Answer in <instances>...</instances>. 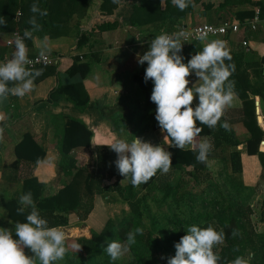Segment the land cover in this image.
Returning a JSON list of instances; mask_svg holds the SVG:
<instances>
[{
	"label": "crops",
	"instance_id": "crops-1",
	"mask_svg": "<svg viewBox=\"0 0 264 264\" xmlns=\"http://www.w3.org/2000/svg\"><path fill=\"white\" fill-rule=\"evenodd\" d=\"M125 1L121 0V3L116 4L110 14L105 16L98 14L99 11L96 12V10L91 16L89 8H86L85 17L79 21L80 26L77 27L80 32L78 30V33H70L63 30L60 36L56 37L45 33L43 26L48 20L47 16L40 17L39 14H34L42 27L40 31L33 32L31 39L25 40L28 57L40 54L42 47L46 46L45 54L57 57L58 61L53 66L35 68L42 70V74L34 80L31 93L22 98L9 95L7 100L0 103V129H3V139L0 140V202L10 199L19 200L22 194V181L25 179H35L37 184L44 186L45 193H53L56 190L53 191L59 173L56 174L58 151L61 148L64 129L69 119L78 121L77 141L80 135L83 138L84 132L91 134L89 149L93 153L96 139L98 144H109L117 138L131 142L136 137L164 149L171 146L170 140L165 139L167 133L162 132L158 122L155 121L156 105L153 103L155 107L153 113L149 112L151 106L144 109L142 96L132 80V76L139 72V57L149 50L151 41L162 33L153 24L131 25L132 8L138 3H125ZM230 7L232 17L236 12H253L259 8L258 6L251 7L250 3L235 4ZM199 9L200 6H196L192 16L185 15L178 22H183L188 26L210 24L204 21L207 18L206 12L198 13ZM260 13V22L255 31H239L223 38L208 37L204 41L197 42L196 48L184 46L180 55L184 57L183 62L187 64L193 55L203 50L205 43L213 40L227 42L230 55L236 62V70L247 76V84L251 92H245V94L248 100L253 101L256 126L262 131L261 139L264 141L262 126V119H264V7ZM92 17H99L98 22L106 23L109 27L97 32L93 28ZM250 19H245L243 22ZM83 23L86 26L83 27ZM24 31L25 29L22 30L23 33ZM6 33L9 32H0V60L7 54L12 55L15 51V48L8 50L3 46ZM80 33H84L87 40L82 47L76 48V38ZM237 36L240 38L238 39ZM243 40L246 42L245 47L241 45ZM93 41L98 42L97 47L93 48L98 53V57L96 62L88 63L89 46ZM86 62L88 68L83 81L79 72L67 73L72 63ZM226 62L230 63L228 60ZM188 79L191 81L189 87L199 83L194 73ZM229 79L234 81L232 76ZM79 84L81 85L79 93L85 100V106L81 109L72 105L68 91L65 90V88ZM51 90L55 92L49 97ZM197 104L198 98L194 99L192 107L195 108ZM241 108L242 100L236 95L233 106L225 109L220 123L226 121L230 125V130H227L226 134L230 133L231 140L237 142L235 150L240 152L247 167H254V158L245 156L243 152L248 132L242 122ZM25 133L29 134L31 141L42 150L44 156L36 164L23 163L18 168H14L16 161L14 148ZM205 137L207 136L198 137L197 143ZM232 149L233 147L224 144L215 148L206 160V166L221 167L225 158L223 154L227 155ZM82 150L81 147L75 150L78 151L75 154L77 156L76 166H82L85 161ZM258 150L264 153V143H260ZM226 172L234 176L230 173L228 166ZM0 228L11 230L13 239H18L15 235V225L6 218L1 205Z\"/></svg>",
	"mask_w": 264,
	"mask_h": 264
},
{
	"label": "clouds",
	"instance_id": "clouds-1",
	"mask_svg": "<svg viewBox=\"0 0 264 264\" xmlns=\"http://www.w3.org/2000/svg\"><path fill=\"white\" fill-rule=\"evenodd\" d=\"M120 4L121 0H113ZM172 4L184 11L190 5L195 6L193 0H172ZM31 12L40 17L48 15L47 10H41L36 3L31 6ZM28 23L30 29H25L23 37L15 39V51L11 59L0 63V103L8 99L9 95L24 97L33 91L34 80L42 74V70L30 68L33 61L28 58L26 39L33 37V32L40 31L41 25L33 15ZM0 25H6V20L0 18ZM189 33L180 30L171 35L161 34L150 43L149 50L139 57L138 63H147L144 81H152L154 87L151 102L156 105L155 119L162 132L167 133L165 139H171L172 146L181 150L192 148L197 150L198 162H206L212 149L210 140L205 137L197 143L196 138L202 132L197 122L215 129L226 108L233 106L236 98L235 82L229 77L235 72V65L226 64L232 57L227 48V42L213 40L205 43L203 50L197 52L188 61L183 62L180 55L183 42L189 38ZM206 33L197 36L204 41ZM47 47L43 46L40 56L44 57ZM198 78V86L189 87L188 79L192 74ZM11 85V86H10ZM198 104L192 107L194 99ZM220 127L230 130L225 121ZM3 129H0V140L3 139ZM117 154L116 168L121 176L131 178V184L138 187L146 184L157 171L167 174L172 167V155L161 146H153L141 138L131 142L125 139H115L106 144ZM17 215H24L26 208L30 212L24 223H15V235L9 229L0 228V264H53L62 261L68 251L66 234L58 227H49L36 207L31 191L21 194L18 201ZM187 234L175 244V256L167 258V264H218L220 257L213 251L225 240L223 230L217 231L212 226L201 228L191 225ZM143 235L142 228H135L126 234L124 243L111 241L104 249L111 261H117L128 253L136 243V236ZM239 230L233 229V238L239 236ZM71 247L77 251L81 245L73 243ZM29 249L34 255L26 256L24 249ZM238 250V249H236ZM254 253H249L250 260ZM164 259V257H161ZM231 264H248L244 257H237Z\"/></svg>",
	"mask_w": 264,
	"mask_h": 264
},
{
	"label": "trees",
	"instance_id": "trees-1",
	"mask_svg": "<svg viewBox=\"0 0 264 264\" xmlns=\"http://www.w3.org/2000/svg\"><path fill=\"white\" fill-rule=\"evenodd\" d=\"M35 1L41 10H47V22L43 26L49 36L56 37L60 36L63 32V18H68L71 16L72 11L68 8V5L64 0H32ZM98 2V14L105 16L109 15L111 10L115 8L116 3L113 0H97ZM197 2V1H196ZM193 1L194 5L196 4ZM33 3L18 4L16 0H3L0 1V18L6 20V25H0V32H10L15 28L20 32L23 37V29H30L31 25L28 23L29 19L34 15L31 12V6ZM84 3H74V7H80ZM260 4V3H259ZM19 5V6H18ZM206 5V4H205ZM204 4L198 3L195 6H200L203 9L201 13H205ZM264 3L260 4V8L263 10ZM195 6H189L184 11L179 10L175 7L170 0H164L163 5L160 4V0H139L137 6L133 7V13L130 15L131 25H142V24H153L157 25L158 30L164 31L166 25L172 22H177L185 14L193 15ZM211 6V5H206ZM18 7V9H17ZM220 6H217L219 8ZM212 8V7H210ZM258 8V17H261V11ZM16 10L20 11L19 21L16 23L12 20V16ZM225 10V9H224ZM253 16V12H239L234 13V19L238 23H242L245 19H250ZM220 22V21H219ZM78 26V25H77ZM76 26V28H77ZM109 27L106 23L99 24L96 29L97 32L106 30ZM92 33V32H90ZM93 34V33H92ZM87 37L84 33L78 34L76 38L75 47L80 48L86 43ZM98 42L93 41L91 46H89L90 53L87 56V62H96L98 53L94 51V47H97ZM196 42H191L187 47L196 48ZM92 49V50H91ZM232 57V56H231ZM72 63L68 69V74L74 72H79L82 81L84 80V75L88 68V63ZM227 64V62L225 61ZM230 63L235 65V72L232 74L234 81L237 83L235 87V92L237 97L242 100L241 115L243 116L242 122L247 129L248 136L244 141L243 152L247 157H253L254 167L244 164V160L241 158L240 152L235 150L237 145L236 141L231 140L230 133L226 134V130L222 127L219 128L220 123L215 129H210L206 125L197 122V127L202 128V132L198 137L207 136L212 144V149L208 154L207 159L211 156L212 150L221 147L223 144L233 147V149L226 155L227 163L222 164L227 167L231 174L238 175L239 187L243 190H250V184L252 178L256 176V168L264 171V153L258 150L259 143L262 141V131L256 126V120L253 115V101L248 100L245 92L250 93L251 89L247 84V76L243 73H239L236 70V62L234 57H232ZM76 64V65H75ZM147 68V63L139 67V72L132 76L133 82L136 84L138 92L141 94L143 99L144 109L151 106L149 112H154L155 107L151 102L152 89L154 87L151 80L147 83L144 81L145 69ZM264 74V73H263ZM60 86H58L59 88ZM81 85H76L71 88H65L68 91L69 100L72 105L76 108H82L85 106L84 97L81 98L79 93ZM55 92L51 90L48 94L50 95ZM222 119V118H221ZM156 121V120H155ZM221 122V121H220ZM78 121L69 119L68 123L64 129V134L62 138V145L58 151V164L56 165L57 172H60L61 176L64 178L68 177L69 180L61 184L53 193H45L44 186L36 183L35 179H25L22 181V194L29 191L33 194V199L35 201L36 207L40 212V215L48 221L49 227H64L68 225V215L76 214L79 217L86 215L91 210V200L94 196H101L108 193L121 194L123 187L114 181L115 161L117 160V154L113 152L106 144H98L95 141L94 153L89 149V139L91 134L89 132H84V136L80 135L79 141H77L76 125ZM262 126L264 130V119H262ZM197 137V138H198ZM82 138V140H81ZM196 138V139H197ZM171 146L165 149L172 155V167L170 169H187L191 168L195 173L205 169V162H198L196 156L198 154L195 149H185L181 150L177 147L172 146V141L169 138ZM78 147L83 148L82 155L85 156V161H83L82 166H76L77 156L75 151ZM14 156L16 161L14 162V168H18L20 164L31 163L36 164L42 160L44 153L39 149L32 141L28 133H25L22 140L14 148ZM87 158V159H86ZM86 160L90 161L89 165H86ZM226 164V165H225ZM223 169V166H222ZM159 171V170H158ZM157 171V172H158ZM227 173V172H226ZM157 175V174H156ZM153 176L146 184H141V187L147 186V184L155 183L158 185L159 190L164 192V196L168 195L171 191V187L167 185L166 180L158 179L157 176ZM230 175V174H229ZM254 175V176H253ZM86 199V203L84 202ZM19 200L10 199L7 201H1L0 205L5 211L6 218L15 225L17 222H27L26 216L30 212V208H26L24 215H17L16 209L20 207L18 203ZM127 207L129 209V214L125 219L118 223H113L109 219L105 221L103 227L98 233H92L89 238H77L75 243L81 245L79 252L73 253L72 258L78 259L80 262L87 264L91 262L92 257L95 254H102L108 243L114 240H119L124 242L126 240V234L132 226V221L138 215V204L139 200L134 199L133 201H126ZM226 220L219 221V225H215L211 222L204 223L201 228H206L212 226L218 232L223 230L225 233V240L228 244L233 247H240L239 244L242 240L246 242L245 250L249 253H254L252 260L259 261V263L264 264L262 260L259 259V254L263 247V237H258L252 232L246 233L244 239L241 235L233 238L232 230L238 229L235 219L241 216L244 223L248 224L249 209L243 208L237 205L233 209V215L230 214V210L227 209ZM168 224H173V227L164 241H159L157 239H150L149 233L143 231V235H137V240L134 247L131 249L132 259L128 264H155L151 261H146L142 263L139 259L142 255L150 254L153 248H157L160 244L170 245L175 249V244L179 243L181 237L184 235H179L175 232L174 227L180 225L179 222L168 221ZM172 249V250H173ZM216 247L213 249V251ZM27 251V249H26ZM261 257V254H260Z\"/></svg>",
	"mask_w": 264,
	"mask_h": 264
},
{
	"label": "rangeland",
	"instance_id": "rangeland-1",
	"mask_svg": "<svg viewBox=\"0 0 264 264\" xmlns=\"http://www.w3.org/2000/svg\"><path fill=\"white\" fill-rule=\"evenodd\" d=\"M64 1L72 11V14L68 18H63L64 24L62 28L70 33H75L78 30L80 32V29L76 28V26H80L79 21L85 17L84 12L86 8H89V13H91L89 15L91 16H93V13L95 14V10L98 12L97 0ZM163 1L164 0H160V4L162 3L163 5ZM170 1L172 3V0ZM193 1H197L195 5L198 3L211 5H205L204 7L207 17L204 21L210 24H216L218 21H230L234 19L231 16L230 10V8H232L230 6L232 5L250 3L251 7L258 6L260 8V4L264 3V0ZM16 2L18 4L26 5L29 3H36L32 0H16ZM74 3L84 4L75 8ZM125 3H139V0H126ZM217 6L220 7L217 8ZM261 10L262 8H260V11ZM202 11L203 9L200 8L198 13H201ZM98 18L99 17L91 18L94 26L93 28H96L97 25L100 24ZM187 24L190 23L187 22ZM183 25V22L180 21L172 22L171 24L167 23L166 29L160 33L172 32ZM82 26L84 27L86 25L83 23ZM155 26L158 29L157 25ZM237 37L238 39L240 38L239 36ZM223 157H225L224 162L227 163L226 153L223 154ZM89 164L90 161L86 160V165ZM222 166L213 168L212 165L206 166L205 164V169L197 173L192 171L191 168H172L167 174H162L161 171H158L156 173L158 179L166 180L167 185L172 188L168 195L164 197V192L159 190L156 182L147 184L145 187H141V185L134 187L131 184L130 176L128 178L121 176L118 169L114 167L115 179L113 180L117 181V183L123 187L121 194L108 193L101 196H94L91 200L92 208L87 216L82 215L79 217L76 214L68 215V225L58 227L66 234V246L68 251L62 261H55L53 264H84L78 259L72 258V254L76 253V250H74L71 245L75 243L77 238L87 239L92 233H98L108 219L115 224L125 219L129 214L126 201H133L134 199L139 200L138 215L132 221L134 226H132L128 232L133 231L135 228H142L143 231L149 233L150 239H157L159 241H164L173 227V224H168V221L181 223L180 225H176L174 230L179 235H186V230L191 225H197L200 227L207 222L219 225V221L226 220L225 211L227 209H229L230 214L233 215V209L237 205H240L243 208H248V224H246V222L244 223L241 216L237 217L235 222L243 239L245 234L249 232H252L258 237H263V247L260 252L261 257L259 254V259L264 262V171H261L257 167L256 176L252 178L250 184L251 189L243 190L239 187L238 176L227 174L224 171L226 168L224 165ZM68 180V177L64 178L59 172L53 191L61 185V182L65 183ZM49 190L51 191V188H49ZM84 202L86 203V199ZM134 245L131 246V249ZM239 246L240 247H233L226 241H224L222 245L217 246L214 252L220 257L218 264H231V262L237 257H244L248 260V264H261L259 261L252 260V258L250 260L248 259L249 252L245 250L246 242L244 240L240 242ZM26 249L27 248L24 249L25 255L32 257L34 254L29 249L26 251ZM131 249L123 257L114 262L110 260V257L105 251L102 252V254H95L92 257L91 262H88L87 264H128L133 255ZM172 249L173 248L170 245L160 244L157 248H153L150 251V257V254L142 255L139 260L142 263L151 261V263L155 264H167V258L175 256V249ZM161 257H164V259ZM36 264H40L38 259L36 260Z\"/></svg>",
	"mask_w": 264,
	"mask_h": 264
},
{
	"label": "built area",
	"instance_id": "built-area-1",
	"mask_svg": "<svg viewBox=\"0 0 264 264\" xmlns=\"http://www.w3.org/2000/svg\"><path fill=\"white\" fill-rule=\"evenodd\" d=\"M19 17H20V13L18 11L15 12L13 16V21L17 22ZM259 22L260 20L258 17V9H255L253 10L252 18L248 20L247 22L245 21L242 23H238L236 21H221L216 24H201V25H195V26L183 25L172 32L162 33V34L171 35L180 30H184L190 34L187 40L182 41L183 46H186L190 44L191 42H200L201 40L197 39V36L201 34H205V33L207 34L206 35V39H207L208 37H222L223 38L231 34H236L239 31H242V32H245L247 30L255 31ZM159 35L161 34H158V36ZM17 36L22 37L18 30L14 29L13 31L9 32L7 36L5 37V39L3 40V46L8 50L14 49L15 39ZM241 45L242 47H245L246 42L244 40L241 41ZM11 57H12L11 54H7L6 57L0 60V63L7 62L9 59H11ZM28 58L33 61V65L28 66L30 68L53 66L58 61L57 57H50L49 55H46V54L44 57H41L40 54H37V55L30 56Z\"/></svg>",
	"mask_w": 264,
	"mask_h": 264
},
{
	"label": "water",
	"instance_id": "water-1",
	"mask_svg": "<svg viewBox=\"0 0 264 264\" xmlns=\"http://www.w3.org/2000/svg\"><path fill=\"white\" fill-rule=\"evenodd\" d=\"M256 104V103H255ZM257 121H259V119L257 118ZM260 143H264V141H261Z\"/></svg>",
	"mask_w": 264,
	"mask_h": 264
}]
</instances>
